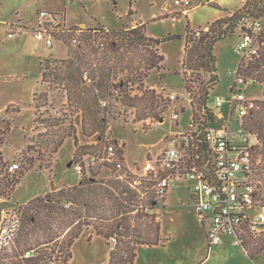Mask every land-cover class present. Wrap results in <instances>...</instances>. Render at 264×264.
I'll use <instances>...</instances> for the list:
<instances>
[{
    "label": "rangeland",
    "instance_id": "rangeland-1",
    "mask_svg": "<svg viewBox=\"0 0 264 264\" xmlns=\"http://www.w3.org/2000/svg\"><path fill=\"white\" fill-rule=\"evenodd\" d=\"M189 1L187 12L184 13L186 8L177 5L176 0H0V203L8 204L7 207H24L29 200L51 191L53 186L78 184L81 177L68 164L84 152L103 151L110 143H123L120 149L123 158L133 167L134 164L144 163L149 153H159L165 145L163 140L166 136L169 142L171 133L189 128L193 107L192 97L185 88L184 76L190 80L193 88H198V79L208 80L209 73L203 70H191L187 74L183 72L187 25L193 34L197 31L199 36V31L207 30V25L224 17L227 10L242 7L244 0ZM131 9L134 13L128 15ZM41 11H49L53 15L47 22L55 36L52 47L37 39L29 29L37 23ZM123 23L129 26L145 23L147 34L162 40L160 52L165 57L166 68L151 71L145 79V86L155 89L165 98H169L172 93L177 94V99H170L163 113L164 121L151 128L147 120L152 117L134 121L135 108L111 101L114 103L113 110L120 114L109 121L107 134L102 141L84 135L78 122V151L72 137L66 139L57 153L50 154L44 148H39L37 135L46 129L44 125L35 128V93L39 102L44 104L37 111L42 119L62 115L67 104L64 90L43 83L46 60L49 57H67L69 49L74 47L70 41L73 36L81 37L82 42L86 43L88 30L116 29L122 27ZM9 32H15L14 36H9ZM170 35L173 37L168 38ZM241 39L237 31L215 45L219 81L211 90L208 100V106L214 110L226 111L228 108L227 105L217 108L215 98L221 96L228 99L231 95L239 63L244 57L243 52L238 50ZM242 88L250 98L257 100L263 97V87L259 83L248 81ZM46 92L48 100L45 99ZM135 93L141 94L137 90L132 92ZM174 111L183 112L178 122L172 119ZM235 119L239 120L240 115L237 114ZM233 126L238 127L239 122L235 121ZM30 144L37 146L36 150L28 151ZM28 158L35 159L36 164L26 170ZM39 162L48 168H40ZM12 164H18L19 168L11 171L9 167ZM21 173L20 182L12 189V183L9 182ZM112 174L111 170L101 165L93 169L96 179H109ZM263 178L264 173H261L259 179ZM263 184L262 181V185H259L262 193ZM188 185L189 181L184 178L174 180L172 195L165 209L161 208L164 199L159 200L161 236L165 245L160 243L140 247L141 260L168 261V264H264V251L261 257L252 260L243 247L233 244L231 238L213 245L209 250ZM21 231L17 240V253L27 249ZM89 233L86 231L74 242L69 264H109L112 240L108 244L105 238L96 234L89 240ZM42 236L41 239L46 238ZM256 238L262 240L264 230ZM55 243L51 242L48 247L38 246L37 249L51 250ZM21 257H12L10 263Z\"/></svg>",
    "mask_w": 264,
    "mask_h": 264
},
{
    "label": "trees",
    "instance_id": "trees-1",
    "mask_svg": "<svg viewBox=\"0 0 264 264\" xmlns=\"http://www.w3.org/2000/svg\"><path fill=\"white\" fill-rule=\"evenodd\" d=\"M227 12L226 16L209 23L207 30L199 31V36L197 31L193 34L187 25L183 72L187 74L191 70H203L209 73V78L198 79V88H193L185 75V88L192 97L194 120L204 126L213 123L214 113L208 106V100L211 90L219 81L215 45L237 31L241 37L245 34L256 36L260 45L259 54L244 56L236 77L242 79L240 87L248 81L263 87L262 99L256 100V108L244 117L243 123L251 138L258 140L253 177L264 182V178L259 179L260 174L264 173V0H246L241 8ZM51 13L48 11V18L53 17ZM133 13L131 9L128 15ZM260 19L263 20L262 28L256 30L255 22ZM145 25L129 26L123 23L122 27L116 29H90L86 43L82 42L81 37L77 43H73L75 36L71 38L74 47L69 49L67 57H49L46 60L43 83L64 90L67 104L62 115L42 119L37 111L44 104L39 102L35 93V128L44 125L46 129L37 135L39 148L54 154L66 139L72 137L78 151V122L84 135L102 141L107 134L109 121L120 114L113 110L114 103L111 101L135 108L134 121L148 117L164 121L163 113L168 108L170 98L145 86V79L151 71L166 68L165 57L160 52L162 40L149 36ZM29 29L34 32L33 27ZM172 37L170 35L168 38ZM236 86L237 82L232 88ZM136 90L141 94H132ZM44 95L48 100V93ZM36 147L30 144L28 151L36 150ZM27 163L26 170H29L36 160L28 158ZM38 165L48 168L41 162ZM112 172L109 179L84 176L76 185L55 186L44 195L29 200L23 207L24 224L21 231L27 249L18 253L16 250L14 256L22 257L12 264H69L74 242L86 231H90L89 240L93 234L102 236L108 244L112 240L109 264H134L140 247L160 243L165 245L161 236L159 201L152 194L142 196L131 186L129 178H119L116 169ZM21 176L22 173L9 182L12 189L20 182ZM262 194L258 198L264 204V191ZM42 235L46 238L41 239ZM257 235L258 232L246 228L243 249L252 260L261 257L264 251V238L260 241ZM51 242H56L51 250L37 249L38 246L48 247ZM208 247L209 250L212 248L209 242ZM30 250L34 251V256L26 258L24 254ZM36 253L38 256H35Z\"/></svg>",
    "mask_w": 264,
    "mask_h": 264
},
{
    "label": "built area",
    "instance_id": "built-area-1",
    "mask_svg": "<svg viewBox=\"0 0 264 264\" xmlns=\"http://www.w3.org/2000/svg\"><path fill=\"white\" fill-rule=\"evenodd\" d=\"M176 4L187 9L190 1L176 0ZM48 15V12L41 11L32 27L35 37L52 47L55 36L49 29ZM262 23L263 20H257L255 29L260 30ZM14 34L9 32L11 37ZM77 42L78 37H74L73 43ZM238 50L246 57L258 55L256 36H242ZM235 82L238 86L231 88L228 99L221 96L215 98L216 107L227 105V110L217 111L210 107L214 113L213 123L204 126L194 120L191 113L189 128L171 133L169 142L166 136L161 151L155 155L149 153L144 163L131 167L120 150L123 143H110L103 151L83 153L74 158L71 168L81 178L94 177L93 169L99 165L111 171L116 169L119 178H129L131 186L142 196L152 194L158 201L168 196L174 180L184 178L189 181L188 189L200 222L206 226L209 244L213 247L225 238H231L234 245L243 247L246 228L258 233L264 230V204L258 198L263 195L258 185L262 181L253 177L258 140L251 138L243 123L244 117L256 108L257 102L243 92L241 78L236 77ZM169 98L176 100L177 94L172 93ZM237 114L240 115L239 120L235 119ZM182 117L183 112L174 111L172 114L176 122ZM235 121L239 122L238 127L233 126ZM162 122L148 119L147 125L155 128ZM17 168L18 164L9 167L11 171ZM22 223L23 206L1 209L0 264H9L15 257ZM24 256L32 257L34 251H27Z\"/></svg>",
    "mask_w": 264,
    "mask_h": 264
},
{
    "label": "crops",
    "instance_id": "crops-1",
    "mask_svg": "<svg viewBox=\"0 0 264 264\" xmlns=\"http://www.w3.org/2000/svg\"><path fill=\"white\" fill-rule=\"evenodd\" d=\"M245 1L246 0H244V3H245ZM241 8V7H240ZM239 9V8H238ZM237 10V9H236ZM227 11H235V10H227ZM226 11V15L228 14V12ZM187 12V9H186V11H185V13ZM183 13V12H182ZM225 15V16H226ZM149 35V34H148ZM150 36V35H149ZM260 98H262V97H260ZM73 186V185H72ZM171 195H172V189H171V191H170V193L168 194V196H166L165 197V199H164V202H163V204L165 205V207L163 208L162 207V209H165L166 208V206H167V204H168V201H169V199H170V197H171ZM202 228H203V231H204V233H205V236H206V238H207V235H206V226H203L202 225ZM225 239H227V238H225ZM224 239V240H225ZM140 251L141 250H138V255H137V257H136V260H135V262H134V264H168L169 262L167 261H165V262H155V261H151V260H148V259H142L141 260V258H142V256L140 255ZM143 251H146V250H143ZM245 252H246V250H245ZM247 253V252H246ZM248 255V254H247Z\"/></svg>",
    "mask_w": 264,
    "mask_h": 264
},
{
    "label": "water",
    "instance_id": "water-1",
    "mask_svg": "<svg viewBox=\"0 0 264 264\" xmlns=\"http://www.w3.org/2000/svg\"><path fill=\"white\" fill-rule=\"evenodd\" d=\"M68 165L71 166V162ZM54 188H55V186L52 187V189H54ZM7 206H9V205L5 204V203H0V212H1V209H3L4 207H7Z\"/></svg>",
    "mask_w": 264,
    "mask_h": 264
}]
</instances>
